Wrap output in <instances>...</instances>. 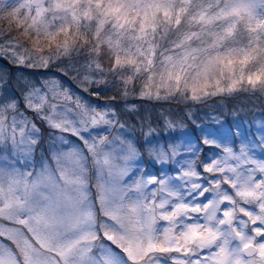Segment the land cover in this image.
Returning a JSON list of instances; mask_svg holds the SVG:
<instances>
[{
    "label": "snow or ice",
    "instance_id": "snow-or-ice-1",
    "mask_svg": "<svg viewBox=\"0 0 264 264\" xmlns=\"http://www.w3.org/2000/svg\"><path fill=\"white\" fill-rule=\"evenodd\" d=\"M4 12L0 63L42 78L0 72V264H264V109L207 103L264 100V0Z\"/></svg>",
    "mask_w": 264,
    "mask_h": 264
},
{
    "label": "trees",
    "instance_id": "trees-1",
    "mask_svg": "<svg viewBox=\"0 0 264 264\" xmlns=\"http://www.w3.org/2000/svg\"><path fill=\"white\" fill-rule=\"evenodd\" d=\"M0 15L7 16L8 13L4 12V13H0ZM6 26H7L6 21H0V27H6ZM14 67L15 66H12L10 64L0 63L1 71L5 72V73H8L10 75V77H11V79L9 81V83H10L9 86L12 88L13 91L18 93L19 89L21 87H23V85H18L16 82H14V76L15 75H19L21 79H23V77H28L29 79L36 78V75H34L33 72L35 73V71H37V70H33V69H31V70L29 69L28 70V69H26V71H18V72H16V71H14ZM21 73H23V77H21ZM84 94H86V93H84ZM110 95H112L111 92L102 93V96H104V97H107V96H110ZM88 97H90V98H88ZM87 98H88V101L96 100V102H98V103L105 102L104 99H99V98H96V97H92L89 94H87L86 99ZM263 101L264 100H260L257 97H252L250 95H246L244 93H240V94L234 95L232 97H227V96H225V97H220V96L213 97V98H210L207 101V103L209 105H212L217 112L221 111V108H220V104L221 103L226 105V110L227 111H231L233 108H243L245 110L246 117H245V115H241L240 119L247 118V119L251 120V118L253 116V112L250 111V109H264V102ZM197 107L203 109L204 111L208 110V108L203 106V105H198ZM229 122H231V121H229Z\"/></svg>",
    "mask_w": 264,
    "mask_h": 264
},
{
    "label": "rangeland",
    "instance_id": "rangeland-1",
    "mask_svg": "<svg viewBox=\"0 0 264 264\" xmlns=\"http://www.w3.org/2000/svg\"><path fill=\"white\" fill-rule=\"evenodd\" d=\"M28 70H29V69H28ZM30 70H31V69H30ZM14 71H16V72H18V71H26V69H25V68L23 69V68H17V67H14ZM0 72H3V71H1V69H0ZM4 73H5V72H4ZM33 74L36 75V79H40V78H42L41 73H40L39 71H35V73L33 72ZM51 74H53V75H59V78L63 81V84H64L65 87L71 89L74 93L81 95V96L83 97L84 100H87V101H88V98H90V97H88V98L86 99V97H87V93L84 94V93L81 91V86H79V85L77 84L76 81H74L73 79H71V76L74 75V73H71V74H69V76L65 77V76H63V75H61V74H59V73H56L55 69H53L52 72H51ZM17 77H20V76H19V75H15V76H14V82H16V83H17V80H16ZM16 83H15V84H16ZM9 84H10V83H9ZM13 85H14V84H13ZM19 85H22V84H19ZM85 95H86V96H85ZM89 102H91L92 104L101 105V106L105 103V102H102V103L100 102V103H98V102H96V100L89 101ZM263 102H264V101H263ZM29 115H31V113H29Z\"/></svg>",
    "mask_w": 264,
    "mask_h": 264
}]
</instances>
